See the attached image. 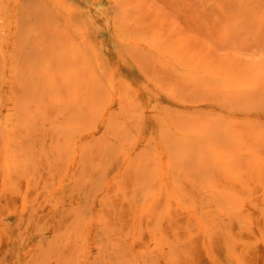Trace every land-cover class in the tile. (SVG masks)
Here are the masks:
<instances>
[{
	"label": "rangeland",
	"instance_id": "rangeland-1",
	"mask_svg": "<svg viewBox=\"0 0 264 264\" xmlns=\"http://www.w3.org/2000/svg\"><path fill=\"white\" fill-rule=\"evenodd\" d=\"M0 264H264V0H0Z\"/></svg>",
	"mask_w": 264,
	"mask_h": 264
}]
</instances>
